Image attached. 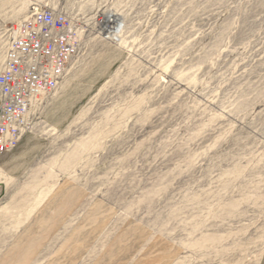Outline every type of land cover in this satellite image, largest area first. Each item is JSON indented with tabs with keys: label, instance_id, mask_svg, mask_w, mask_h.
Masks as SVG:
<instances>
[{
	"label": "rangeland",
	"instance_id": "1",
	"mask_svg": "<svg viewBox=\"0 0 264 264\" xmlns=\"http://www.w3.org/2000/svg\"><path fill=\"white\" fill-rule=\"evenodd\" d=\"M35 6L78 50L0 157V264H264V0H0V65Z\"/></svg>",
	"mask_w": 264,
	"mask_h": 264
},
{
	"label": "built area",
	"instance_id": "2",
	"mask_svg": "<svg viewBox=\"0 0 264 264\" xmlns=\"http://www.w3.org/2000/svg\"><path fill=\"white\" fill-rule=\"evenodd\" d=\"M0 65V157L29 131L36 105L61 82L78 50V22L57 7L32 9L5 30Z\"/></svg>",
	"mask_w": 264,
	"mask_h": 264
},
{
	"label": "bare ground",
	"instance_id": "3",
	"mask_svg": "<svg viewBox=\"0 0 264 264\" xmlns=\"http://www.w3.org/2000/svg\"><path fill=\"white\" fill-rule=\"evenodd\" d=\"M34 8H36V6L35 7H32L31 9H34ZM112 20V19H111ZM116 21V20H115ZM104 31H106L107 32V34H108V36H110V37H114L115 36V32H116V30L114 29L113 31H111V30H108V29H104ZM5 39H6V37H5Z\"/></svg>",
	"mask_w": 264,
	"mask_h": 264
}]
</instances>
